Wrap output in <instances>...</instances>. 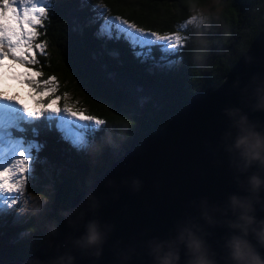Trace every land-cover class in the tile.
Segmentation results:
<instances>
[{
    "label": "trees",
    "instance_id": "obj_1",
    "mask_svg": "<svg viewBox=\"0 0 264 264\" xmlns=\"http://www.w3.org/2000/svg\"><path fill=\"white\" fill-rule=\"evenodd\" d=\"M94 1L54 0L36 41L47 43L46 55L34 48L39 63L25 66L31 75L42 73L37 80L56 77L55 95L68 94L67 101L58 102L61 106L67 102L75 109H86L87 114L107 123L85 152L75 150L55 129H41L36 139L44 144L39 157L47 165L35 169L30 189L42 203L28 215L10 214L11 229L0 226V264L34 252L90 180L108 170L128 148L163 127L195 92L217 88L264 27V0H201L209 6L210 17L198 33L207 43L201 49L190 39L177 53L182 61L167 70L153 66L159 61V49H153L155 61L141 62L123 39L98 38L103 17ZM100 1L110 10L109 15L161 33L176 30L178 22L191 14L188 0ZM185 34L195 38L197 30L190 26ZM29 93L48 100L47 95ZM28 137L32 138L31 133Z\"/></svg>",
    "mask_w": 264,
    "mask_h": 264
},
{
    "label": "water",
    "instance_id": "obj_2",
    "mask_svg": "<svg viewBox=\"0 0 264 264\" xmlns=\"http://www.w3.org/2000/svg\"><path fill=\"white\" fill-rule=\"evenodd\" d=\"M253 76L264 78V27L217 88L195 92L163 127L128 148L91 187L85 185L72 199L70 210L82 204L88 191H94L101 201L95 213L87 212L75 227L62 217L34 252L4 264H35L37 260L47 264L67 250L65 242L82 235L84 223L94 217L114 228L99 259L73 249L75 264H117L118 251L127 247L136 249L130 264H150L142 242L167 238L178 220L196 214L193 201L207 197L210 203H223L229 194H244L237 188L236 174L220 145L229 123L223 109L240 107L250 119L264 123V112L252 111L242 95ZM132 178L142 181L139 191H133L130 183H121ZM109 179L115 180V187H106ZM261 197L258 218H264V191ZM226 232L218 227L208 238L218 258L224 255L221 246ZM259 251L264 254V248Z\"/></svg>",
    "mask_w": 264,
    "mask_h": 264
},
{
    "label": "clouds",
    "instance_id": "obj_3",
    "mask_svg": "<svg viewBox=\"0 0 264 264\" xmlns=\"http://www.w3.org/2000/svg\"><path fill=\"white\" fill-rule=\"evenodd\" d=\"M188 3L191 16L195 18L193 28L197 30V36L190 39L202 49L207 41L198 30L209 20V6L203 5L201 0H188ZM242 95L252 111L264 112V78L253 76ZM223 113L229 123L220 147L234 169L237 188L244 194H229L223 203H210L207 197L198 203L193 201L196 214L178 220L167 238L152 237L142 242L150 264H221V259L223 264H264V254L259 251L264 248V218L257 216V205H261V192L264 191V123L250 119L240 107H227ZM92 183L88 182L89 187ZM121 183H130L133 191H139L142 186L139 178ZM115 186V180L106 181V187ZM100 206V198L94 191H88L81 205L63 211L62 216L67 218L70 227H75L85 220L87 212L95 213ZM218 227L227 229L221 246L222 258H218L208 239ZM84 228L82 235L70 237L65 242L67 250L47 264H75L73 249L99 259L114 225L102 224L94 217L84 223ZM135 253L134 247L120 249L117 264H130ZM35 264L43 262L37 260Z\"/></svg>",
    "mask_w": 264,
    "mask_h": 264
},
{
    "label": "snow or ice",
    "instance_id": "obj_4",
    "mask_svg": "<svg viewBox=\"0 0 264 264\" xmlns=\"http://www.w3.org/2000/svg\"><path fill=\"white\" fill-rule=\"evenodd\" d=\"M84 2L86 0H82ZM53 6L54 0H0V60L11 56L14 62L23 65L39 63L33 49L46 55L47 43L36 41L41 35L38 29L44 26L48 10ZM95 9L103 17L97 31L98 38L123 39L141 62L155 61L153 49H159L161 55L154 67L171 69L182 61L177 53L190 40L185 33L190 26L193 28L195 18L191 14L183 22H178L176 30L161 33L139 27L119 15H107L110 10L106 5L97 3ZM111 54L119 55L117 51ZM24 75L28 76L27 73ZM41 75L36 71L26 81H20L22 84L26 82L32 92L48 96L47 101L36 100L34 109L20 104L15 96L0 91V213L18 201L25 206L29 203L25 196L26 184L29 178H35L36 163H46L39 158L44 144L36 139L41 129H55L75 150L87 151L92 147L96 133L107 123L104 118L87 114L86 109H75L67 102L61 106L58 102L61 99L67 101L68 94L55 95L58 90L56 77L42 81L35 79ZM141 102H144L143 98ZM52 104L56 106L51 107ZM29 133L32 138L28 137Z\"/></svg>",
    "mask_w": 264,
    "mask_h": 264
},
{
    "label": "rangeland",
    "instance_id": "obj_5",
    "mask_svg": "<svg viewBox=\"0 0 264 264\" xmlns=\"http://www.w3.org/2000/svg\"><path fill=\"white\" fill-rule=\"evenodd\" d=\"M97 3L103 4L100 0L94 1V4ZM9 15H11V13H9ZM107 15L109 14L107 13ZM167 70L170 69L167 68ZM25 73H27L28 76H32L29 72L28 66L20 64L18 62H14L11 56L4 57L2 60H0V91L5 92L8 96H15L16 99L20 102V104L26 105L30 109H34L37 107L35 101L39 100V98L38 95L29 93L31 92V90L26 82L23 84L20 83L21 80H27L28 76H25ZM50 106L55 107L56 105L52 104ZM40 160L44 161L41 158ZM45 165L47 164L36 163L35 169L39 166L42 167ZM32 180L33 178H29L25 188V196L29 199V203L25 206L22 201H18L16 205L7 209V211L0 213V226L10 228V214L13 217H22L40 208L42 198L40 199L39 195L31 191L30 186L32 184ZM3 215L6 217H4Z\"/></svg>",
    "mask_w": 264,
    "mask_h": 264
}]
</instances>
